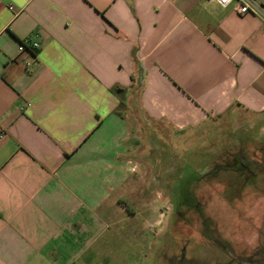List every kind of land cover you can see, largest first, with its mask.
Instances as JSON below:
<instances>
[{"label": "crops", "instance_id": "obj_1", "mask_svg": "<svg viewBox=\"0 0 264 264\" xmlns=\"http://www.w3.org/2000/svg\"><path fill=\"white\" fill-rule=\"evenodd\" d=\"M25 39L38 47L20 51ZM239 112L264 118L260 14L0 0V264H107L114 240L128 248L163 219L137 157L145 122L182 130Z\"/></svg>", "mask_w": 264, "mask_h": 264}, {"label": "rangeland", "instance_id": "obj_2", "mask_svg": "<svg viewBox=\"0 0 264 264\" xmlns=\"http://www.w3.org/2000/svg\"><path fill=\"white\" fill-rule=\"evenodd\" d=\"M145 124L146 154L138 147L137 157L154 198L165 197L163 219L128 248L114 240L105 263L264 264V118L228 113L182 130ZM245 152L256 174L239 166Z\"/></svg>", "mask_w": 264, "mask_h": 264}, {"label": "built area", "instance_id": "obj_3", "mask_svg": "<svg viewBox=\"0 0 264 264\" xmlns=\"http://www.w3.org/2000/svg\"><path fill=\"white\" fill-rule=\"evenodd\" d=\"M209 2H216L222 6H233L234 10L241 14L245 15L248 13L260 14L264 17V6L258 0H206ZM10 9H13V5L10 4ZM37 42H31L29 39H25L19 46L20 51H24L28 46L33 48L38 47ZM30 64V63H28Z\"/></svg>", "mask_w": 264, "mask_h": 264}, {"label": "trees", "instance_id": "obj_4", "mask_svg": "<svg viewBox=\"0 0 264 264\" xmlns=\"http://www.w3.org/2000/svg\"><path fill=\"white\" fill-rule=\"evenodd\" d=\"M238 163H239V166H242V167L245 164L246 167H249L255 174L258 172L257 168L253 166L254 160H251L248 157L247 152L244 153V156L242 157V159L239 160Z\"/></svg>", "mask_w": 264, "mask_h": 264}]
</instances>
